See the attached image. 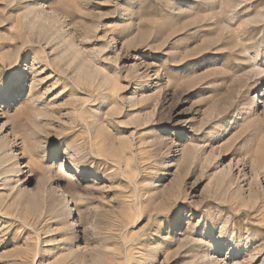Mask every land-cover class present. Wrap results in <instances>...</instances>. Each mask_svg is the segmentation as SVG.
Instances as JSON below:
<instances>
[{
  "label": "rangeland",
  "instance_id": "374dc122",
  "mask_svg": "<svg viewBox=\"0 0 264 264\" xmlns=\"http://www.w3.org/2000/svg\"><path fill=\"white\" fill-rule=\"evenodd\" d=\"M0 264H264V0H0Z\"/></svg>",
  "mask_w": 264,
  "mask_h": 264
},
{
  "label": "bare ground",
  "instance_id": "6f19581e",
  "mask_svg": "<svg viewBox=\"0 0 264 264\" xmlns=\"http://www.w3.org/2000/svg\"><path fill=\"white\" fill-rule=\"evenodd\" d=\"M59 173H61V174H63V175H66L67 173L65 172V170H63V168H61L60 167V169H59ZM56 186H57V190L58 191H61V195L62 196H64L65 195V192H64V189H63V187L62 186H60V184H57L56 183ZM83 238H84V244L86 243V240H87V235L84 233V236H83ZM83 244V245H84Z\"/></svg>",
  "mask_w": 264,
  "mask_h": 264
}]
</instances>
